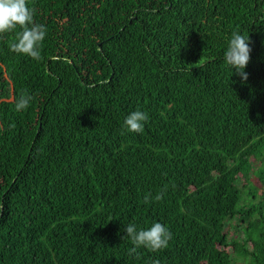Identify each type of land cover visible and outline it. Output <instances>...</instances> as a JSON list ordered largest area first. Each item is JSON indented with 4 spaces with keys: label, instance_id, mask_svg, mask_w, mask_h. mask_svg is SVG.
<instances>
[{
    "label": "trees",
    "instance_id": "obj_1",
    "mask_svg": "<svg viewBox=\"0 0 264 264\" xmlns=\"http://www.w3.org/2000/svg\"><path fill=\"white\" fill-rule=\"evenodd\" d=\"M26 3L46 35L33 59L0 33V264H264V0ZM156 221L168 246L129 255Z\"/></svg>",
    "mask_w": 264,
    "mask_h": 264
},
{
    "label": "clouds",
    "instance_id": "obj_2",
    "mask_svg": "<svg viewBox=\"0 0 264 264\" xmlns=\"http://www.w3.org/2000/svg\"><path fill=\"white\" fill-rule=\"evenodd\" d=\"M17 26L22 30L10 44V49L33 59H39V46L45 39L46 29L43 25L33 23V12L26 0H0V33L15 30ZM247 40L248 36H244L239 31L232 32L223 54L231 74L235 72L241 81L247 79V73L244 71L250 51ZM30 100L31 97L21 96L14 104L15 111L27 109ZM147 121V113L137 109L124 116L121 127L126 132L142 133ZM161 198V195L155 197L157 200ZM123 230L124 236H127L133 245L129 249V255H136L140 248L149 249L152 252L162 250L168 246L172 238L170 230L159 221L151 223L146 228H138L136 224L129 223L123 226ZM154 264H159V261H154Z\"/></svg>",
    "mask_w": 264,
    "mask_h": 264
},
{
    "label": "water",
    "instance_id": "obj_3",
    "mask_svg": "<svg viewBox=\"0 0 264 264\" xmlns=\"http://www.w3.org/2000/svg\"><path fill=\"white\" fill-rule=\"evenodd\" d=\"M98 47H99V44H98Z\"/></svg>",
    "mask_w": 264,
    "mask_h": 264
}]
</instances>
